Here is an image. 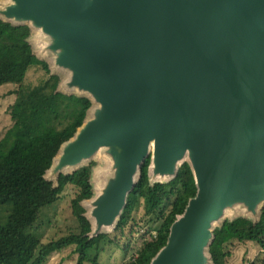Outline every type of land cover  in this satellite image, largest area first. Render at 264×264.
I'll return each instance as SVG.
<instances>
[{"label":"water","instance_id":"1","mask_svg":"<svg viewBox=\"0 0 264 264\" xmlns=\"http://www.w3.org/2000/svg\"><path fill=\"white\" fill-rule=\"evenodd\" d=\"M0 18L41 33L68 76L61 91L93 102L48 172L58 181L97 155L110 160L84 204L92 238L116 228L150 157L151 183L188 163L198 188L152 264H212L215 226L259 220L264 0H6Z\"/></svg>","mask_w":264,"mask_h":264},{"label":"trees","instance_id":"2","mask_svg":"<svg viewBox=\"0 0 264 264\" xmlns=\"http://www.w3.org/2000/svg\"><path fill=\"white\" fill-rule=\"evenodd\" d=\"M6 0H0V4ZM34 32L27 26H14L0 18V88L19 86L11 108L14 126L0 141V206L9 203L13 211L6 224L0 223V264H46L54 253L73 248L77 264L89 263L88 254L108 238L101 233L92 238L93 223L85 203L95 198V172L102 167L98 159L82 165L73 173L48 179L54 159L62 146L73 139L94 107L88 97L61 91L64 77L39 59L32 48ZM40 67L48 78L36 87L24 85L31 68ZM151 157L142 166L141 176L115 231L124 234L133 223L137 205L143 202L144 216L158 218L162 224L156 238L145 241L128 264H152L168 243L171 229L184 215L198 188L191 166H180L178 176L167 183H151ZM68 187L76 190L72 213L78 232L58 240H41L34 232L44 211L52 208ZM171 201L165 214L161 209ZM214 241L208 249L212 264H227L234 242L255 243L264 251V206L257 222L253 218L226 217L214 228ZM97 264V257L93 261Z\"/></svg>","mask_w":264,"mask_h":264},{"label":"rangeland","instance_id":"3","mask_svg":"<svg viewBox=\"0 0 264 264\" xmlns=\"http://www.w3.org/2000/svg\"><path fill=\"white\" fill-rule=\"evenodd\" d=\"M33 32L31 45L35 55L49 63L55 71L54 64L48 59L49 57L45 52L47 46L45 37L39 32ZM61 75L63 76V74ZM64 76L63 81L68 78L67 75ZM47 78L48 76L42 68H31L26 75L24 85L36 87L46 81ZM18 90L19 86L13 85L0 88V141L14 126L11 119V108L15 103V93ZM62 91L66 92L64 88H62ZM95 158L102 164V167L96 170L93 179L95 188L99 190L100 187L106 184L107 178L111 175L112 163L108 158L101 155H97ZM48 177L50 178V174H48ZM75 196L76 190L73 187H68L60 200L52 208L44 211L34 232L41 240H58L78 232V224L72 213V202ZM172 203L173 201L165 204L161 210L167 214L172 208ZM12 211L13 205L11 203L0 206L1 224L7 223L8 216L11 215ZM232 214L230 213L228 216H234ZM238 214L241 213L238 212L235 215ZM133 217V223L128 226L124 234H120L114 229L104 232L109 235L108 238L101 243L98 249H94L88 254L89 263L87 264H93L96 257L97 264H128L134 258H137V253L143 243L156 238L162 222L158 218H146L144 216L143 202L137 205ZM227 250L232 253V257L227 260V264H264V251L258 244L234 242L227 247ZM72 251L73 248H70L62 253H54L49 257L46 264H77V256H71Z\"/></svg>","mask_w":264,"mask_h":264}]
</instances>
